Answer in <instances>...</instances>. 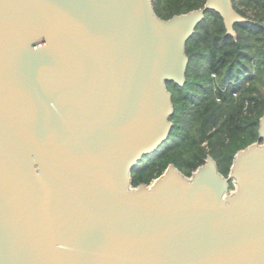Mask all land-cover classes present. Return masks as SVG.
<instances>
[{
  "label": "water",
  "instance_id": "water-1",
  "mask_svg": "<svg viewBox=\"0 0 264 264\" xmlns=\"http://www.w3.org/2000/svg\"><path fill=\"white\" fill-rule=\"evenodd\" d=\"M206 9L152 0H0V264H264V112L228 175L211 154L150 184ZM230 183L234 189L229 187Z\"/></svg>",
  "mask_w": 264,
  "mask_h": 264
},
{
  "label": "trees",
  "instance_id": "trees-1",
  "mask_svg": "<svg viewBox=\"0 0 264 264\" xmlns=\"http://www.w3.org/2000/svg\"><path fill=\"white\" fill-rule=\"evenodd\" d=\"M152 1L162 18L203 7L205 2ZM233 6L246 18L233 25L236 35L226 33L218 12L206 9L187 40L186 81L167 82L174 106L171 132L133 167L134 186L148 184L169 163L190 175L207 154L226 176L236 151L258 138L264 112V0H233Z\"/></svg>",
  "mask_w": 264,
  "mask_h": 264
},
{
  "label": "rangeland",
  "instance_id": "rangeland-1",
  "mask_svg": "<svg viewBox=\"0 0 264 264\" xmlns=\"http://www.w3.org/2000/svg\"><path fill=\"white\" fill-rule=\"evenodd\" d=\"M262 78H263V80H264V73L262 74V76H261ZM257 140V139H256ZM256 140H254L253 142H255ZM202 145L203 146H205L206 148H207V142L206 141H204L203 143H202ZM241 149V148H240ZM195 170V169H194ZM193 170V171H194ZM192 173V172H191ZM156 178V177H155ZM155 178H153L150 182H149V184L155 179ZM231 184V183H230ZM231 189H234V185L231 187Z\"/></svg>",
  "mask_w": 264,
  "mask_h": 264
}]
</instances>
